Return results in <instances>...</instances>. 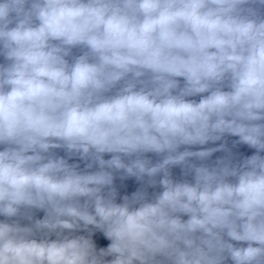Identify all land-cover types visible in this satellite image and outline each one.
Listing matches in <instances>:
<instances>
[{"label": "clouds", "instance_id": "obj_1", "mask_svg": "<svg viewBox=\"0 0 264 264\" xmlns=\"http://www.w3.org/2000/svg\"><path fill=\"white\" fill-rule=\"evenodd\" d=\"M261 6L0 0V264H264Z\"/></svg>", "mask_w": 264, "mask_h": 264}, {"label": "water", "instance_id": "obj_2", "mask_svg": "<svg viewBox=\"0 0 264 264\" xmlns=\"http://www.w3.org/2000/svg\"><path fill=\"white\" fill-rule=\"evenodd\" d=\"M261 11L264 12V6H261ZM73 55H80L81 50L80 49H73ZM71 59V57L69 58ZM0 63H5L3 57H0ZM198 99V97L196 98ZM236 140H238L237 137H231L226 136L221 141H217L215 143H210L208 145H205L204 147L209 148H220L221 145H223V148L220 151H217L213 153V156L211 157V160L214 161L217 158L226 156L231 154L234 158L241 160L246 156L251 155L254 152V149H250L247 145L237 144ZM196 150V149H193ZM58 155L64 156L65 152L63 150H56ZM152 156L153 161L157 160L158 157L149 154ZM70 163H79L81 168L84 167V162L79 160L76 157H73L70 161ZM173 177L175 179H183L181 169L179 168H173ZM118 189L120 190L121 194H131L133 191H135L138 187H140L139 183L134 178H125L124 180H121L117 178L115 181ZM159 191V189H156ZM151 191V190H150ZM33 214L35 218H42L44 213L39 210H33ZM0 219H4L3 217H0ZM106 243V242H104Z\"/></svg>", "mask_w": 264, "mask_h": 264}]
</instances>
